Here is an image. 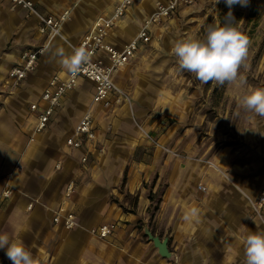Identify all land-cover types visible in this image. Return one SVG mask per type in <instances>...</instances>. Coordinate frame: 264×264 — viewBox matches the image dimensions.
<instances>
[{
  "label": "crops",
  "instance_id": "0c3cea01",
  "mask_svg": "<svg viewBox=\"0 0 264 264\" xmlns=\"http://www.w3.org/2000/svg\"><path fill=\"white\" fill-rule=\"evenodd\" d=\"M31 1L45 15L57 16L65 8L71 12L61 37H55L37 57L33 70L12 84L9 69L22 63V51L40 46L44 35L38 32L35 17L22 8L10 10L8 1L0 0V233L23 242L37 264H243L244 237L249 231H264V207L260 217L251 207L264 189V117L244 116L225 143L220 142L224 134H217L211 146L191 145V140L183 139L184 131L179 145L171 148L172 132L158 133L162 120L158 122L149 110L163 105L166 117L183 113L178 108L182 97L173 98L167 89L164 102L157 100L156 78L145 70L146 57L161 25L198 1L151 25L149 42L140 41L134 55L113 73V82L129 94V106L114 104L113 93L108 98L111 106L91 103L94 84L79 78L61 96L41 131H35L37 110L31 111L30 105L45 107L41 93L48 79L68 73L57 50L71 54V46L95 17L110 15L117 2ZM157 1L166 2L135 0L115 21L105 42L121 49L137 34ZM97 57L107 61L105 55ZM87 108L96 138L80 149L69 148L65 140ZM149 132L157 135L162 146L145 136ZM82 155L87 157L85 162L80 160ZM70 180L73 190L65 197ZM159 187V203L153 210L155 201L148 194L154 195ZM6 188L11 193L3 197ZM29 203L32 206L27 209ZM60 206L74 214L72 228L53 222ZM193 207L200 210L199 219L185 220ZM140 221L141 228L147 224L153 235L168 237V258L159 256L147 241L137 227ZM110 223L114 228L105 238L89 232ZM0 264H12L3 249Z\"/></svg>",
  "mask_w": 264,
  "mask_h": 264
},
{
  "label": "rangeland",
  "instance_id": "374dc122",
  "mask_svg": "<svg viewBox=\"0 0 264 264\" xmlns=\"http://www.w3.org/2000/svg\"><path fill=\"white\" fill-rule=\"evenodd\" d=\"M65 9L69 10L70 16L71 9ZM231 10L240 30L250 40L248 56L244 65L239 69L245 81L240 86L227 83L225 85H218L214 82L202 83L192 73L181 70L172 53L175 40L187 36L202 38L209 25L222 21L229 11L225 0H219L218 3L215 0H199L194 7L186 9L171 21L162 24L157 34L153 35L152 46H148L151 52L146 57L148 67L145 70L150 71L151 77L156 78L157 100L164 102L165 89L172 94L173 98L182 97L183 99L178 105L179 109H183V113L173 114L172 117H166L163 105L149 109L155 113L158 122L162 120L158 133L162 134L166 129L172 132L171 148L179 145L181 132L184 131L186 134L183 139L191 140V145L206 147L208 144L211 146L217 134H224L225 138H221L220 142L225 143L229 131L238 128L244 116L249 118L254 115L246 113L239 106L238 100L248 89L264 88V0H249L247 7L236 4ZM123 91L127 95V100L120 103L113 101V103L117 105L125 103L129 106L131 103L129 94L124 89ZM145 136L151 138L154 145L162 146L157 142V135L154 137L149 132ZM172 153L180 155L175 150ZM160 189L159 187L154 194L155 201ZM127 198L131 203L133 202L132 196L129 195ZM141 225L140 221L137 224L140 231H142Z\"/></svg>",
  "mask_w": 264,
  "mask_h": 264
},
{
  "label": "built area",
  "instance_id": "2783aa9c",
  "mask_svg": "<svg viewBox=\"0 0 264 264\" xmlns=\"http://www.w3.org/2000/svg\"><path fill=\"white\" fill-rule=\"evenodd\" d=\"M9 9L22 8L27 15L36 18L38 26L37 30L44 35V42L32 49L24 50L20 55L22 61L19 65L12 66L8 71V78L12 84L23 79L26 74L34 69L37 57L44 53L49 44L55 37H61V28L69 17V10L64 9L55 15H45L41 13L33 1L31 0H7ZM135 0H118L110 15H98L93 20L89 30L82 36L73 48L83 47L88 52V61L76 73H68L64 78L59 75H52L42 90L41 98L47 104L45 107L38 109L36 104L30 105V110H37L35 131L43 130L49 121L50 115L59 102L61 96L66 90L76 86L79 78H85L94 84V93L91 103H103L104 106L110 104L108 98L110 93L114 94V103H120L127 100V95L122 88L118 87L112 79L113 73L123 67L128 60L134 55L140 41L147 43L150 40V27L158 23L163 18L170 17L179 8H186L199 0H166V2L157 1L154 10L144 18L137 34L121 49H116L105 42L109 30L113 27L115 21L125 14L127 8ZM98 55H105L107 61H102ZM96 138L93 126V116L90 108H87L76 123L72 133L66 138L65 144L72 149H80L85 142H91ZM86 155H82L80 160L85 162ZM55 169L60 168V164H55ZM15 169L19 170L17 166ZM73 180L67 182L64 190V196L68 197L73 190ZM199 189L204 190L205 187L199 185ZM11 193L10 188H6L2 192L3 197H8ZM32 203L27 205L30 209ZM252 210L257 217L261 216L262 207H264V189H262L255 200L252 202ZM54 223H61L65 228H72L75 224V217L71 211L60 206L53 216ZM114 228V224H102L97 227L90 228L89 232L99 238L107 237Z\"/></svg>",
  "mask_w": 264,
  "mask_h": 264
},
{
  "label": "clouds",
  "instance_id": "9594fccd",
  "mask_svg": "<svg viewBox=\"0 0 264 264\" xmlns=\"http://www.w3.org/2000/svg\"><path fill=\"white\" fill-rule=\"evenodd\" d=\"M216 3L219 0H215ZM229 11L222 21L208 26L202 38L187 36L173 42L172 53L181 70L192 73L202 83L214 82L218 85L245 83L239 69L248 56L250 40L239 28L232 13V6L247 7L249 0H225ZM60 63L70 73L80 71L88 61V52L83 47L73 48L71 54L57 50ZM246 112L264 117V88L248 89L238 100ZM198 208H191L184 219H199ZM0 249L12 264H37L32 253L21 241L0 233ZM243 264H264V231H249L244 237Z\"/></svg>",
  "mask_w": 264,
  "mask_h": 264
},
{
  "label": "water",
  "instance_id": "95a60500",
  "mask_svg": "<svg viewBox=\"0 0 264 264\" xmlns=\"http://www.w3.org/2000/svg\"><path fill=\"white\" fill-rule=\"evenodd\" d=\"M143 234L147 237L154 248H156L159 256L163 258H168L170 256V252L168 250V237L161 238L158 235H153L147 227V224H144L142 227Z\"/></svg>",
  "mask_w": 264,
  "mask_h": 264
},
{
  "label": "trees",
  "instance_id": "16d2710c",
  "mask_svg": "<svg viewBox=\"0 0 264 264\" xmlns=\"http://www.w3.org/2000/svg\"><path fill=\"white\" fill-rule=\"evenodd\" d=\"M148 198H149V200L152 201V202H153V200L155 201V199H154V195H153L152 193H149V194H148ZM158 203H159V199H156V201H155V205H153V207H152L153 210H156V209H157V205H158Z\"/></svg>",
  "mask_w": 264,
  "mask_h": 264
}]
</instances>
